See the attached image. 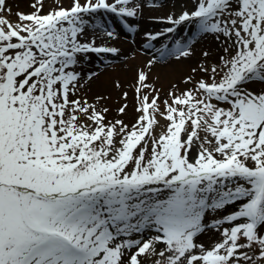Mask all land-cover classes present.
Here are the masks:
<instances>
[{
    "label": "snow or ice",
    "instance_id": "1",
    "mask_svg": "<svg viewBox=\"0 0 264 264\" xmlns=\"http://www.w3.org/2000/svg\"><path fill=\"white\" fill-rule=\"evenodd\" d=\"M0 264H264V0H0Z\"/></svg>",
    "mask_w": 264,
    "mask_h": 264
}]
</instances>
